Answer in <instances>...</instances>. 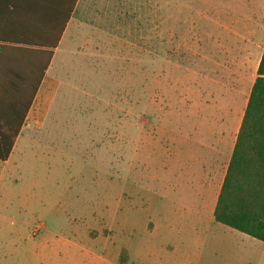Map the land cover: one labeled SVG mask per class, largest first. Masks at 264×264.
Here are the masks:
<instances>
[{"label":"rangeland","instance_id":"rangeland-1","mask_svg":"<svg viewBox=\"0 0 264 264\" xmlns=\"http://www.w3.org/2000/svg\"><path fill=\"white\" fill-rule=\"evenodd\" d=\"M263 51L264 0H76L0 161V264H177L172 171L226 168Z\"/></svg>","mask_w":264,"mask_h":264},{"label":"trees","instance_id":"trees-1","mask_svg":"<svg viewBox=\"0 0 264 264\" xmlns=\"http://www.w3.org/2000/svg\"><path fill=\"white\" fill-rule=\"evenodd\" d=\"M75 1L0 0L1 161L10 157ZM3 55L11 60L6 72ZM214 218L264 242V51Z\"/></svg>","mask_w":264,"mask_h":264},{"label":"crops","instance_id":"crops-1","mask_svg":"<svg viewBox=\"0 0 264 264\" xmlns=\"http://www.w3.org/2000/svg\"><path fill=\"white\" fill-rule=\"evenodd\" d=\"M3 6L5 5L3 4ZM5 14L6 12H4V15ZM2 27L3 22L0 21V28ZM1 62L4 63L3 70L6 72V65L7 63H10L11 60L7 55H3ZM42 82L43 79L41 84ZM38 91L39 88L37 93ZM37 93L34 99L36 98ZM30 109L27 113L24 124L27 121ZM238 131L239 128L231 145L227 166L220 174L217 173V169L213 166L205 168L200 165H192L187 169L180 168L179 173L177 171H172V173L177 176L179 174L181 175L180 181L183 187L182 197L179 194L176 198V196H173V192L178 189L179 186L174 182L172 183V198L170 201L172 204V211H177L179 207L185 212L181 217L187 222L190 221V225L186 226L185 235L183 233L181 234L175 227L171 228L172 237L168 242L169 244H167V248L170 253L174 255L179 254V262L177 264H238L233 261L218 262L215 260V255H217L220 250L219 245L221 242L223 243L228 237L235 238L237 236H244V238L251 237L253 240L263 242L235 228L217 222L214 218L218 196L235 146ZM12 152L8 160L2 161L4 164H7L10 161ZM178 197H181V200H179ZM173 215L176 216V214ZM185 242L188 244L191 242L193 248L186 247Z\"/></svg>","mask_w":264,"mask_h":264}]
</instances>
